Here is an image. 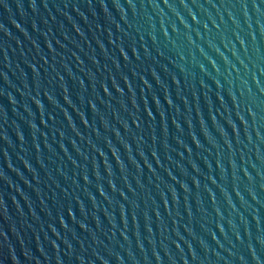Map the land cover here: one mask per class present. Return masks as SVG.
<instances>
[{"label":"water","instance_id":"water-1","mask_svg":"<svg viewBox=\"0 0 264 264\" xmlns=\"http://www.w3.org/2000/svg\"><path fill=\"white\" fill-rule=\"evenodd\" d=\"M0 264H264V0H0Z\"/></svg>","mask_w":264,"mask_h":264},{"label":"snow or ice","instance_id":"snow-or-ice-1","mask_svg":"<svg viewBox=\"0 0 264 264\" xmlns=\"http://www.w3.org/2000/svg\"><path fill=\"white\" fill-rule=\"evenodd\" d=\"M166 2H167V0H166ZM123 51V50H122Z\"/></svg>","mask_w":264,"mask_h":264}]
</instances>
